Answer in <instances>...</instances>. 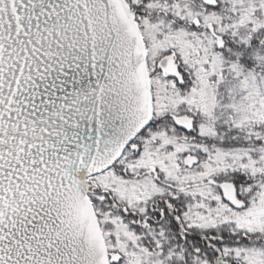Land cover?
<instances>
[{
	"label": "snow or ice",
	"instance_id": "obj_1",
	"mask_svg": "<svg viewBox=\"0 0 264 264\" xmlns=\"http://www.w3.org/2000/svg\"><path fill=\"white\" fill-rule=\"evenodd\" d=\"M0 264H264V0H0Z\"/></svg>",
	"mask_w": 264,
	"mask_h": 264
}]
</instances>
